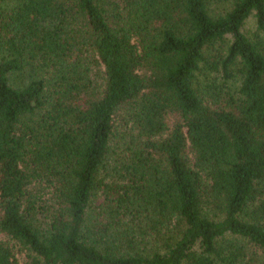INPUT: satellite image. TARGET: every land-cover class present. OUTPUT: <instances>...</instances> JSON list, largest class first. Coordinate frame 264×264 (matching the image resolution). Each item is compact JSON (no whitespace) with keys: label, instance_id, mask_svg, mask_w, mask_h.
<instances>
[{"label":"trees","instance_id":"16d2710c","mask_svg":"<svg viewBox=\"0 0 264 264\" xmlns=\"http://www.w3.org/2000/svg\"><path fill=\"white\" fill-rule=\"evenodd\" d=\"M0 234V264H264V0H0Z\"/></svg>","mask_w":264,"mask_h":264},{"label":"rangeland","instance_id":"374dc122","mask_svg":"<svg viewBox=\"0 0 264 264\" xmlns=\"http://www.w3.org/2000/svg\"><path fill=\"white\" fill-rule=\"evenodd\" d=\"M220 6H223V4H219ZM244 32L248 35H251L255 30V23H254V19L253 17L248 18V20L246 21L244 28H243ZM173 124V118H171L169 120V126L171 127ZM0 237H3V235L0 234Z\"/></svg>","mask_w":264,"mask_h":264}]
</instances>
